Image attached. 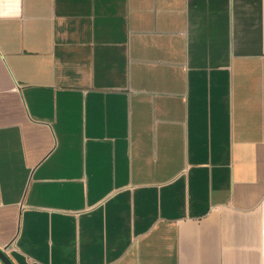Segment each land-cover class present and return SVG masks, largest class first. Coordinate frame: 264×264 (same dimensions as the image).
I'll return each instance as SVG.
<instances>
[{"label": "crops", "instance_id": "0c3cea01", "mask_svg": "<svg viewBox=\"0 0 264 264\" xmlns=\"http://www.w3.org/2000/svg\"><path fill=\"white\" fill-rule=\"evenodd\" d=\"M6 245L264 264V0H0Z\"/></svg>", "mask_w": 264, "mask_h": 264}, {"label": "water", "instance_id": "95a60500", "mask_svg": "<svg viewBox=\"0 0 264 264\" xmlns=\"http://www.w3.org/2000/svg\"><path fill=\"white\" fill-rule=\"evenodd\" d=\"M9 245H6L5 247L0 246V260L3 264H15L13 259L10 257V255L7 252V248Z\"/></svg>", "mask_w": 264, "mask_h": 264}, {"label": "built area", "instance_id": "2783aa9c", "mask_svg": "<svg viewBox=\"0 0 264 264\" xmlns=\"http://www.w3.org/2000/svg\"><path fill=\"white\" fill-rule=\"evenodd\" d=\"M8 249V248H7Z\"/></svg>", "mask_w": 264, "mask_h": 264}]
</instances>
